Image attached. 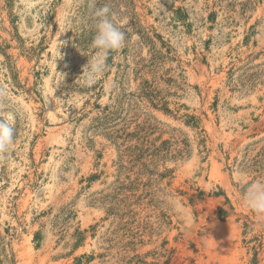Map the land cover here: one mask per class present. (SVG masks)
I'll return each instance as SVG.
<instances>
[{"label":"rangeland","instance_id":"374dc122","mask_svg":"<svg viewBox=\"0 0 264 264\" xmlns=\"http://www.w3.org/2000/svg\"><path fill=\"white\" fill-rule=\"evenodd\" d=\"M9 111L0 264H264V0H0Z\"/></svg>","mask_w":264,"mask_h":264},{"label":"clouds","instance_id":"9594fccd","mask_svg":"<svg viewBox=\"0 0 264 264\" xmlns=\"http://www.w3.org/2000/svg\"><path fill=\"white\" fill-rule=\"evenodd\" d=\"M109 14L110 8L107 5L95 12L97 22L92 47L96 50V54L90 60L88 59L87 77L89 81L102 75L107 67L109 54L121 50L125 45L124 26L114 22ZM14 118L15 115L11 111L0 117V154H7L14 144ZM243 203L261 219H264V180L249 185L244 193Z\"/></svg>","mask_w":264,"mask_h":264},{"label":"trees","instance_id":"16d2710c","mask_svg":"<svg viewBox=\"0 0 264 264\" xmlns=\"http://www.w3.org/2000/svg\"><path fill=\"white\" fill-rule=\"evenodd\" d=\"M220 211H221V212H220V216H221V217H226V216H228L227 211H226L225 209L221 208Z\"/></svg>","mask_w":264,"mask_h":264}]
</instances>
